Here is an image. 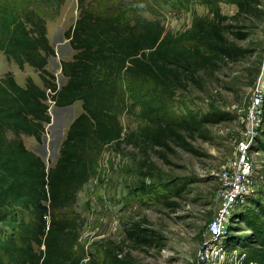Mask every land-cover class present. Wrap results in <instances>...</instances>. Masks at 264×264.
I'll return each instance as SVG.
<instances>
[{
	"label": "trees",
	"instance_id": "1",
	"mask_svg": "<svg viewBox=\"0 0 264 264\" xmlns=\"http://www.w3.org/2000/svg\"><path fill=\"white\" fill-rule=\"evenodd\" d=\"M85 1L77 0L79 15L65 33L74 53L60 62L66 82L58 88L46 69L55 55L46 20L57 16L65 0H0V52L19 70L30 67L42 82L28 77L20 85L9 71L0 76V264L84 262L77 248L81 219L62 214L93 177L105 147L124 143L169 150L175 145L191 152L183 133L199 125L165 120L167 103L199 71L238 59L224 35L243 36L226 22L252 9L250 0L238 1L236 14L227 17L215 7L211 17L195 16L188 29L173 36L160 21L140 17L133 5L103 12ZM46 89L54 92L50 98L57 108L81 102L50 168L22 140L39 142L46 132ZM135 108L146 126L124 134L119 117ZM254 205L256 222L243 218L249 232L240 249L248 248V259L264 263V207ZM124 234L135 247L159 242L145 220L131 223Z\"/></svg>",
	"mask_w": 264,
	"mask_h": 264
},
{
	"label": "rangeland",
	"instance_id": "2",
	"mask_svg": "<svg viewBox=\"0 0 264 264\" xmlns=\"http://www.w3.org/2000/svg\"><path fill=\"white\" fill-rule=\"evenodd\" d=\"M238 1L243 0H103L101 3L86 0L85 5L103 12L115 6L133 5L140 17L160 21L168 33L177 36L191 26L195 16L211 17L210 11L215 7L224 16H234ZM250 2V12L236 21L226 22L233 24V30L243 36L236 39L224 35L227 45L238 50V59L214 70L199 71L193 76L194 81L173 93L167 103L165 120L198 123L196 131L183 133L192 151L175 145L169 150L124 143L106 146L93 177L62 214L81 219L77 248L85 255L82 264L87 261L111 264L113 260L121 264H195L202 234L213 215L220 186L218 175L237 159V144L246 127L249 100L255 88L264 84V0ZM78 15L77 0H65L57 16L46 20L47 36L55 52L49 57L46 69L57 87L66 82L60 62L70 60L74 53L65 33ZM8 71L21 85L30 77L42 86L38 74L30 67L19 70L0 52V76ZM78 109V103L66 108L51 106L50 123L41 140L22 138L46 168L55 164L61 142ZM138 112L139 108H135L132 114L119 117L124 134L146 126L136 116ZM248 156L253 193L247 203L233 211L228 234L221 240L226 250L241 248L244 235L249 232L243 218L256 222L252 219L257 214L254 204L264 207V103ZM141 220L159 237L156 245L135 247L126 240L125 228ZM235 234L239 237H234ZM245 251L249 253L248 248Z\"/></svg>",
	"mask_w": 264,
	"mask_h": 264
},
{
	"label": "built area",
	"instance_id": "3",
	"mask_svg": "<svg viewBox=\"0 0 264 264\" xmlns=\"http://www.w3.org/2000/svg\"><path fill=\"white\" fill-rule=\"evenodd\" d=\"M263 85L260 84L255 88L249 100L245 116L246 127L237 144L238 157L229 168L218 175L220 186L216 192L213 215L202 234L195 264H264L248 259L247 253L240 248L226 250L221 242L228 234L233 211L247 203L248 197L253 193L250 183L252 167L248 154L261 121L264 103ZM45 94L46 104L50 109L54 105L50 98L54 92L46 89Z\"/></svg>",
	"mask_w": 264,
	"mask_h": 264
},
{
	"label": "crops",
	"instance_id": "4",
	"mask_svg": "<svg viewBox=\"0 0 264 264\" xmlns=\"http://www.w3.org/2000/svg\"><path fill=\"white\" fill-rule=\"evenodd\" d=\"M70 60H71V59H70ZM68 61H69V60H68ZM20 85H21V84H20ZM76 103H78V105H80V109H78V111H79V113H80V112H81V102L78 101V102H76ZM76 103H74L72 106H75ZM70 107H71V106H70ZM79 113H78V114H79ZM78 114H77V115H78ZM77 115H76V116H77Z\"/></svg>",
	"mask_w": 264,
	"mask_h": 264
},
{
	"label": "bare ground",
	"instance_id": "5",
	"mask_svg": "<svg viewBox=\"0 0 264 264\" xmlns=\"http://www.w3.org/2000/svg\"><path fill=\"white\" fill-rule=\"evenodd\" d=\"M263 77H264V72H263ZM261 83H263V81L261 80Z\"/></svg>",
	"mask_w": 264,
	"mask_h": 264
}]
</instances>
